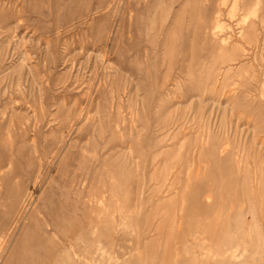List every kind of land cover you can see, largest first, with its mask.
I'll return each mask as SVG.
<instances>
[{"label": "rangeland", "instance_id": "374dc122", "mask_svg": "<svg viewBox=\"0 0 264 264\" xmlns=\"http://www.w3.org/2000/svg\"><path fill=\"white\" fill-rule=\"evenodd\" d=\"M263 147L264 0H0V264H264Z\"/></svg>", "mask_w": 264, "mask_h": 264}, {"label": "bare ground", "instance_id": "6f19581e", "mask_svg": "<svg viewBox=\"0 0 264 264\" xmlns=\"http://www.w3.org/2000/svg\"><path fill=\"white\" fill-rule=\"evenodd\" d=\"M221 39V38H220ZM220 42H222V40L220 41ZM225 42V41H224ZM239 45V44H238ZM229 70V69H228ZM201 101V100H200ZM202 103V102H201ZM212 142V141H211ZM204 146V145H203ZM264 148V147H263ZM207 150H208V148H207ZM221 158V157H220ZM198 162V161H197ZM219 163H221V161L219 162ZM198 165V164H197ZM210 165V164H209ZM219 165H221V164H219ZM191 166V165H190ZM198 167V166H197ZM220 168V167H219ZM197 170V169H196ZM196 175V174H195ZM188 178V177H187ZM188 180H189V178H188ZM220 186V185H219ZM190 193V192H189ZM193 193H194V191H193ZM195 194V193H194ZM193 194V195H194ZM230 255V254H229ZM229 255H227L228 257H227V259H230V256ZM206 257V256H205ZM214 257V256H213ZM213 259V258H212ZM218 259V258H217ZM217 259H215V260H217ZM220 259V258H219ZM214 260V259H213ZM214 260V261H215ZM218 261V260H217Z\"/></svg>", "mask_w": 264, "mask_h": 264}]
</instances>
